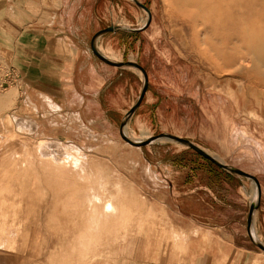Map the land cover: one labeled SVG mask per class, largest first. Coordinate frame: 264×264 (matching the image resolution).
<instances>
[{
	"label": "rangeland",
	"instance_id": "rangeland-1",
	"mask_svg": "<svg viewBox=\"0 0 264 264\" xmlns=\"http://www.w3.org/2000/svg\"><path fill=\"white\" fill-rule=\"evenodd\" d=\"M151 5L159 50L204 92L213 122L218 114L212 132L239 140L223 143L232 155L211 153L255 160L252 150H264V0ZM41 10L37 0H0V264H193L196 230L164 202L139 150L127 141L126 149L90 142L76 150L36 130L38 92L25 106L11 46L39 33ZM125 134L130 142L142 136L130 127Z\"/></svg>",
	"mask_w": 264,
	"mask_h": 264
},
{
	"label": "crops",
	"instance_id": "crops-1",
	"mask_svg": "<svg viewBox=\"0 0 264 264\" xmlns=\"http://www.w3.org/2000/svg\"><path fill=\"white\" fill-rule=\"evenodd\" d=\"M37 1L39 33L11 46L24 105L38 92L36 130L76 150L90 142L126 149L127 141L165 188L164 202L196 230L193 264H264V150L232 163L211 153L232 155L239 140L215 136L220 120L209 118L204 92L159 50L153 0ZM127 127L143 139L130 142ZM224 142L235 146L227 152Z\"/></svg>",
	"mask_w": 264,
	"mask_h": 264
},
{
	"label": "bare ground",
	"instance_id": "bare-ground-1",
	"mask_svg": "<svg viewBox=\"0 0 264 264\" xmlns=\"http://www.w3.org/2000/svg\"><path fill=\"white\" fill-rule=\"evenodd\" d=\"M104 52V51H103ZM112 53V52H111ZM104 54H108L106 51L104 52ZM10 93V92H9ZM1 96V95H0ZM6 100V99H5ZM142 137V136H141ZM142 139H143V137H142ZM169 140V139H168Z\"/></svg>",
	"mask_w": 264,
	"mask_h": 264
}]
</instances>
